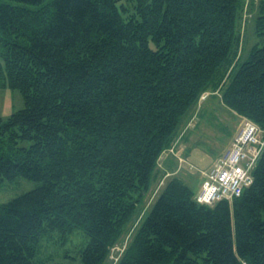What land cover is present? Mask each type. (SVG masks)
I'll list each match as a JSON object with an SVG mask.
<instances>
[{
  "label": "trees",
  "instance_id": "16d2710c",
  "mask_svg": "<svg viewBox=\"0 0 264 264\" xmlns=\"http://www.w3.org/2000/svg\"><path fill=\"white\" fill-rule=\"evenodd\" d=\"M120 1L0 0V87L25 103L0 184L38 183L0 202V264H61L79 231L105 264L204 94L264 129V0ZM252 174L214 204L171 177L116 264H264V148Z\"/></svg>",
  "mask_w": 264,
  "mask_h": 264
},
{
  "label": "rangeland",
  "instance_id": "374dc122",
  "mask_svg": "<svg viewBox=\"0 0 264 264\" xmlns=\"http://www.w3.org/2000/svg\"><path fill=\"white\" fill-rule=\"evenodd\" d=\"M250 44L251 41L246 42V48ZM24 105V98L19 90L0 87V116L7 118ZM245 119L223 105L218 97L209 95L202 98L196 108H192L185 122L183 121L175 142L160 157L159 176L147 193L145 204L139 208L137 217L129 225L122 239L112 247L105 264L118 262L128 247L139 222L149 213L152 204L171 177L179 176L188 181L196 191L200 190L204 171H207L215 160L227 152ZM260 136L264 137V131H260ZM21 144L28 145V142L21 141ZM37 184L36 181L21 176L6 180L0 184V202L11 200L18 194L35 188ZM82 241L84 237L79 231L71 243L54 250L53 260L61 264H83L79 254ZM67 249L70 250L71 256L66 255Z\"/></svg>",
  "mask_w": 264,
  "mask_h": 264
},
{
  "label": "built area",
  "instance_id": "2783aa9c",
  "mask_svg": "<svg viewBox=\"0 0 264 264\" xmlns=\"http://www.w3.org/2000/svg\"><path fill=\"white\" fill-rule=\"evenodd\" d=\"M206 94L202 96L205 98ZM264 131L251 119L246 118L235 135L230 148L207 171L196 200L214 204L223 199H234L253 182V168L264 148Z\"/></svg>",
  "mask_w": 264,
  "mask_h": 264
},
{
  "label": "crops",
  "instance_id": "0c3cea01",
  "mask_svg": "<svg viewBox=\"0 0 264 264\" xmlns=\"http://www.w3.org/2000/svg\"><path fill=\"white\" fill-rule=\"evenodd\" d=\"M216 161V160H215Z\"/></svg>",
  "mask_w": 264,
  "mask_h": 264
}]
</instances>
